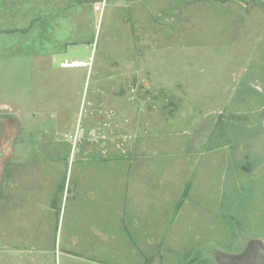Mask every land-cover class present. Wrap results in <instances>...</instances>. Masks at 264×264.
I'll list each match as a JSON object with an SVG mask.
<instances>
[{"label":"rangeland","instance_id":"rangeland-1","mask_svg":"<svg viewBox=\"0 0 264 264\" xmlns=\"http://www.w3.org/2000/svg\"><path fill=\"white\" fill-rule=\"evenodd\" d=\"M134 146L181 181L150 210L213 214L162 233L157 218V264H221L264 240V0H0V264L37 243L56 264L78 199L117 210L108 189L124 196Z\"/></svg>","mask_w":264,"mask_h":264},{"label":"crops","instance_id":"crops-1","mask_svg":"<svg viewBox=\"0 0 264 264\" xmlns=\"http://www.w3.org/2000/svg\"><path fill=\"white\" fill-rule=\"evenodd\" d=\"M133 151H135V154H133ZM132 154L134 156L139 155L141 158L138 161H135L136 163H132ZM150 155L158 158L157 152H152V150H148L147 152L145 150L142 151L141 148H137L136 146L130 149L127 156L124 155V159L128 158V161L130 160L127 164H124L123 162L122 169L125 186L123 194L124 196L125 194L127 196L125 199H123L124 196H116V191H118L117 185H119V182L115 183V187L108 189V191L114 196L110 199V201H112L110 204L111 210L113 208V204L117 206V210H112V212L106 213L101 212L103 211L101 208L102 197L88 199L82 198L77 200L76 210L82 220H79V217H75L73 220L74 226L75 222H77V226L75 227L77 229V235L72 231L73 239L68 240L66 247L64 249L60 248L59 250L55 248L56 264H58L59 257H61L62 261L60 264H63L64 260L61 254H63V256L68 254V261L64 262V264H125L130 259L125 255L127 252H132L133 259H135L133 260L134 264H157L158 260H155L153 254H149L152 252H158V254H160V249L157 247L159 243L162 244L161 249H164L163 240L153 242L150 234L151 232L149 233L150 226L155 223L157 218H159L158 225L153 229L160 228L162 226V233L168 226H178L179 219L184 218V214H190L194 218L203 219L205 216H213V214L206 211L205 213L200 210L183 211L181 210L183 207L177 211L176 204H173L171 206L172 208H169L173 211L172 213L162 209L150 210V207H160L159 198L156 201L154 200V195L150 194L152 190L163 196V201L167 202V196L162 194L165 192L164 185L169 183V185L176 184V186L179 187L178 185L181 184V181L177 179H170V177H166V174L163 173L164 165H154L158 164L157 159L155 157H149ZM147 159L150 160V163L147 162ZM114 166H111L112 169H116L117 165L115 167ZM166 166L169 165L166 164ZM175 166L176 170L177 164H175ZM89 172L90 171H87L85 173ZM171 174H173V176H180L177 171L176 173L171 171ZM114 177L115 181H118L120 176L114 175ZM119 179L121 180V178ZM79 180V184L84 182V179L82 178H79ZM66 184L67 182L65 183V189ZM185 186L186 185L180 189L183 191ZM149 187L151 190H149ZM181 196L182 194L173 199L170 203H176L180 200ZM62 197L63 200L61 207H63L65 203V193ZM51 205L53 211H55V209H59V205L57 206L56 201L52 202ZM93 213H96L97 215L92 216ZM193 213L195 214L194 216ZM6 215L11 216V213L6 212L5 216ZM13 215L15 214H12V216ZM105 215L109 217H106ZM206 221L207 222L205 224L199 222L198 229L201 224H203V226L206 225V227L211 225L208 218ZM187 223L191 224V221H188ZM10 230L15 232L14 237L16 238V231L18 230V227L16 226V229L10 228ZM181 230L184 229L182 228ZM43 232H45V230ZM43 232L39 230V233ZM36 237L39 239L41 236L39 235ZM249 242L250 241H248V243ZM43 245L44 246H40L38 243L36 245H31V247H33L31 250H37L35 252L30 250L31 247L27 248V250H21L18 248V244L15 245L16 248L13 247L11 249H7L10 248L8 245L6 248V254L2 253L1 255L2 264H34L32 262L29 263V253H36L34 255L37 256L42 254V257H44V264L45 261L47 262L46 264H53L54 258L51 253L53 250H50L49 245ZM152 245H154V247H152ZM15 249H17L18 252H16ZM19 252L25 255L21 256ZM134 254L137 255L136 258H134ZM15 258L17 263L15 262Z\"/></svg>","mask_w":264,"mask_h":264},{"label":"water","instance_id":"water-1","mask_svg":"<svg viewBox=\"0 0 264 264\" xmlns=\"http://www.w3.org/2000/svg\"><path fill=\"white\" fill-rule=\"evenodd\" d=\"M258 245V240H251L245 251L237 254H222L219 262L221 264H260L258 256L253 252V249Z\"/></svg>","mask_w":264,"mask_h":264},{"label":"flooded vegetation","instance_id":"flooded-vegetation-1","mask_svg":"<svg viewBox=\"0 0 264 264\" xmlns=\"http://www.w3.org/2000/svg\"><path fill=\"white\" fill-rule=\"evenodd\" d=\"M258 243H259L258 246H256V247L254 246L255 248L253 249V252H255L256 255L258 256L260 264H262V263L264 264V240L258 239ZM248 244H246L244 249L240 252L245 251ZM249 264H253V263H249Z\"/></svg>","mask_w":264,"mask_h":264},{"label":"trees","instance_id":"trees-1","mask_svg":"<svg viewBox=\"0 0 264 264\" xmlns=\"http://www.w3.org/2000/svg\"><path fill=\"white\" fill-rule=\"evenodd\" d=\"M6 168H7V166H6ZM66 181H67V178H66V180H65V183H66ZM63 189H65V184H64V186H63Z\"/></svg>","mask_w":264,"mask_h":264},{"label":"bare ground","instance_id":"bare-ground-1","mask_svg":"<svg viewBox=\"0 0 264 264\" xmlns=\"http://www.w3.org/2000/svg\"><path fill=\"white\" fill-rule=\"evenodd\" d=\"M82 65H84V63H82ZM82 65H81V66H82Z\"/></svg>","mask_w":264,"mask_h":264},{"label":"built area","instance_id":"built-area-1","mask_svg":"<svg viewBox=\"0 0 264 264\" xmlns=\"http://www.w3.org/2000/svg\"><path fill=\"white\" fill-rule=\"evenodd\" d=\"M66 65H69V64H66Z\"/></svg>","mask_w":264,"mask_h":264}]
</instances>
